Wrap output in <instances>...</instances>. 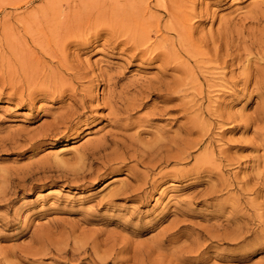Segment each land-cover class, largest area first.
<instances>
[{
	"label": "rangeland",
	"instance_id": "374dc122",
	"mask_svg": "<svg viewBox=\"0 0 264 264\" xmlns=\"http://www.w3.org/2000/svg\"><path fill=\"white\" fill-rule=\"evenodd\" d=\"M166 3L0 0V264H264V0Z\"/></svg>",
	"mask_w": 264,
	"mask_h": 264
},
{
	"label": "bare ground",
	"instance_id": "6f19581e",
	"mask_svg": "<svg viewBox=\"0 0 264 264\" xmlns=\"http://www.w3.org/2000/svg\"><path fill=\"white\" fill-rule=\"evenodd\" d=\"M158 1V0H157ZM169 1H172V3H173V9H175L174 8V4H175V0H169ZM159 2H160V5H162L163 7H165V8H167V3H166V0H159ZM170 6V5H169ZM172 11H174V10H172ZM177 14V13H176ZM171 15V14H170ZM181 17H182V14L180 15ZM175 17V16H174ZM186 17V16H185ZM171 18H173L172 16H171ZM190 19V18H189ZM184 21V20H183ZM189 21V20H188ZM176 24V23H175ZM188 24V23H187ZM177 25V24H176ZM170 26V25H169ZM171 28H173L172 26H170ZM189 28V27H188ZM180 29V28H179ZM188 30V29H187ZM187 32H189V31H187ZM178 33V32H177ZM143 42H144V39H143ZM252 45V44H251ZM149 48V47H148ZM148 50V49H147ZM61 150V149H60ZM59 151V150H58ZM61 152V151H60ZM60 154V153H59ZM55 155H56V152H55ZM58 157V156H57ZM141 160H142V158H141ZM120 180V182H121V180H122V178H116V179H114V180H112L111 182H109L108 184H106V186L108 185H111L112 183L114 184L115 182L117 183L118 181ZM120 184V183H119ZM121 189H126V186L123 184L122 185V187H121ZM121 189H119V192L120 191H122ZM118 191V190H117ZM124 191V190H123ZM125 191H127V189L125 190ZM115 193V192H114ZM116 194H117V192H116ZM119 194V193H118Z\"/></svg>",
	"mask_w": 264,
	"mask_h": 264
}]
</instances>
